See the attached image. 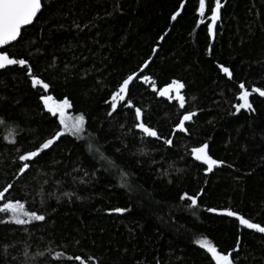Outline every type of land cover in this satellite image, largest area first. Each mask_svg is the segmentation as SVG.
<instances>
[{"label": "trees", "instance_id": "1", "mask_svg": "<svg viewBox=\"0 0 264 264\" xmlns=\"http://www.w3.org/2000/svg\"><path fill=\"white\" fill-rule=\"evenodd\" d=\"M43 3V14L6 50L28 59L49 90L33 88L21 66L0 71V120L7 122L0 125V191L11 184L3 202L19 200L46 219L0 223V264H214L196 243L201 239L234 259L239 240L238 264H264V234L223 214L237 211L264 226V97L251 93L264 89V0H221L213 35L206 25L215 0H205L204 18L199 0ZM142 70L150 80L134 77L126 96L134 107L118 101L113 111L112 92ZM173 79L185 84L184 109L150 86L163 89ZM240 83L254 111H236ZM44 94L69 99L101 155L128 175L104 170L69 132L20 175L18 156L63 132L40 100ZM135 107L162 139L141 137ZM186 110L195 115L176 130ZM205 143L223 162L211 171L193 152ZM184 192L197 194L198 206L181 201ZM115 207L130 211H109ZM75 256L81 260L67 259Z\"/></svg>", "mask_w": 264, "mask_h": 264}, {"label": "snow or ice", "instance_id": "2", "mask_svg": "<svg viewBox=\"0 0 264 264\" xmlns=\"http://www.w3.org/2000/svg\"><path fill=\"white\" fill-rule=\"evenodd\" d=\"M43 0H0V69H5L6 66H21L26 69L27 75L30 77V83L33 88H40L47 92L49 90L50 85L46 83L43 79L38 77L33 73L32 67L29 64L28 59L25 58H15L9 54L6 50L13 42H19V39L22 38V29L26 26L33 25L34 21L39 18V15L43 14L44 10ZM181 8L184 7L183 4L180 5ZM222 4L221 0H215V5L210 8V16L207 17L209 21L207 23V31L209 35L214 34V27L216 22L220 19V10ZM206 4L205 0H199L198 5V14L201 18H204L206 15ZM181 13L179 11L174 12L171 15V19L175 21ZM204 19H201L199 23H204ZM79 28V25H76ZM164 37H161L163 40ZM155 52V49H153ZM148 62L146 61L144 64V68H147ZM220 71L225 73L228 77L232 76L230 69L224 65H219ZM134 77L137 79L142 78L144 82H148L150 77L147 75H143V70L140 75L134 72L129 74L127 78L123 79L122 83L119 84L118 88L112 92L110 97V107L113 111L117 110L118 101H123L129 108L134 107L132 101L130 99H126L127 94L129 93L130 83L134 82ZM153 88V91H158L159 95L162 97H167L169 100L175 98L179 103V107L181 109L185 108V96L181 94L182 90L185 88V84L179 79H173L170 83H168L163 89H157L154 85H150ZM239 88L241 89L239 94V101L235 105V109L238 112L240 109H248L250 111H254L252 104L249 102V96L251 93H258L260 96L264 97V89L260 87H253L251 89V93L248 90H245V84L240 83ZM40 100L43 102L44 107L47 109V112L50 113L53 117H57L59 119V126H62V131H57L51 138L46 139L37 149L33 151H27L18 156V161L22 162V165L18 166V173L20 175L26 174L28 170H30V166L35 162V159L38 158L44 150L50 148L51 145L61 137L64 132H70L73 136H82L87 151L97 159L104 170H110L111 168H116V171L120 173L121 178L125 175H128L126 172L122 171L118 165L114 161L108 160L105 156L101 155V149L98 146V141L93 140L90 133H86L85 129V116L79 115L76 117H69L66 114V110L71 107L69 99L65 98L60 101L54 100V97L51 95H41ZM124 104L120 105L121 107ZM135 117L136 120L139 121L134 124V128L138 130L141 137H150L156 138L157 140L162 139L161 135L158 133L150 125H147L142 121V110L139 107H135ZM109 115H112L110 112ZM195 115L193 111H187L186 114L182 115L179 119V122L175 125L176 130L184 131L185 130V122L190 121L192 117ZM0 125H4L7 127V122L0 120ZM9 134H13L15 129H8ZM91 141V142H89ZM163 143L165 145L171 146L173 144L172 139H163ZM94 145H96L94 147ZM208 144L205 143L203 146L199 148L193 149L195 154V159L197 161H202L203 164L208 166V170L211 171L214 165L223 163L222 161H218L214 159L211 155L206 151L208 149ZM88 173H85L87 176ZM124 186V185H122ZM12 187L9 184L2 191H0V214L4 215L6 219H0V223L5 222H13L17 225H26L32 221H44L46 219L45 215L38 213L37 211H30L26 208L25 203H22L19 200H7V202H3L5 200V194L9 192V189ZM129 189H131V185H128ZM66 196H70V193H65ZM181 201H188L189 207L198 206V195L192 194L190 195L188 192H184L179 196ZM43 203V201H41ZM110 212H114L117 214H123L126 211H130V209L123 207H115L109 210ZM209 212H217L216 208H208ZM223 214H226L228 217H235L239 224L245 226L247 229L255 230L257 233L264 234V226L261 223L252 222L251 219L245 218L243 215H240L237 211H232L225 209L223 210ZM196 243L203 249H206L207 253L210 254L211 260L214 261V264H238V258L240 253V241L236 242V248L234 249V256L232 254H225L222 251H218L217 247L213 246L211 242L207 239L197 240ZM28 253L25 252V256ZM61 256L60 253L56 254V258L58 259ZM68 260H76L80 261V256L68 257Z\"/></svg>", "mask_w": 264, "mask_h": 264}, {"label": "rangeland", "instance_id": "3", "mask_svg": "<svg viewBox=\"0 0 264 264\" xmlns=\"http://www.w3.org/2000/svg\"><path fill=\"white\" fill-rule=\"evenodd\" d=\"M173 99H175V98H173ZM54 100H55V99H54ZM56 101H57V100H56ZM66 114H67L69 117H76V116H74L73 114L70 113V108H68V109L66 110ZM69 133H70V132H69ZM77 137L83 139L82 136H77Z\"/></svg>", "mask_w": 264, "mask_h": 264}, {"label": "water", "instance_id": "4", "mask_svg": "<svg viewBox=\"0 0 264 264\" xmlns=\"http://www.w3.org/2000/svg\"><path fill=\"white\" fill-rule=\"evenodd\" d=\"M35 21H36V20H35ZM35 21H34V23H35ZM34 23H33V24H34ZM30 26H32V25H30ZM30 26H26L24 29H26V28H28V27H30ZM24 29H22V31H23ZM14 43H16V42H13V44H14ZM1 70H2V69H0V71H1ZM179 131H180V130H179Z\"/></svg>", "mask_w": 264, "mask_h": 264}]
</instances>
